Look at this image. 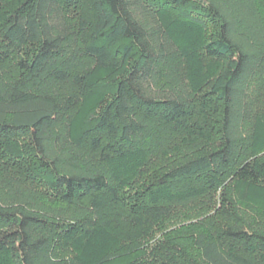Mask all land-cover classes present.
<instances>
[{"label":"trees","instance_id":"16d2710c","mask_svg":"<svg viewBox=\"0 0 264 264\" xmlns=\"http://www.w3.org/2000/svg\"><path fill=\"white\" fill-rule=\"evenodd\" d=\"M261 191L264 0H0V264H264Z\"/></svg>","mask_w":264,"mask_h":264},{"label":"rangeland","instance_id":"374dc122","mask_svg":"<svg viewBox=\"0 0 264 264\" xmlns=\"http://www.w3.org/2000/svg\"><path fill=\"white\" fill-rule=\"evenodd\" d=\"M97 73H98L97 74L98 78L104 77L106 75V72H102V71H99ZM99 100L100 99L97 97H90L88 100L82 102L81 107L79 108L78 112H76L75 124L77 126L76 127L77 129L85 113L89 109L93 108ZM250 198H251V201L254 202L253 205L257 208L258 213H260V217L264 220V191L251 194Z\"/></svg>","mask_w":264,"mask_h":264}]
</instances>
